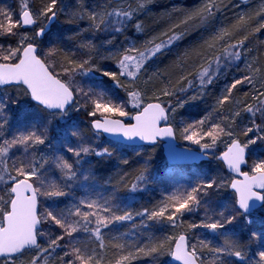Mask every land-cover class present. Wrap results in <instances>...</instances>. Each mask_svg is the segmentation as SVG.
<instances>
[{"label": "snow or ice", "instance_id": "snow-or-ice-1", "mask_svg": "<svg viewBox=\"0 0 264 264\" xmlns=\"http://www.w3.org/2000/svg\"><path fill=\"white\" fill-rule=\"evenodd\" d=\"M150 3L152 0H103V3L88 7L83 0H76V5L68 14V24L81 20L88 22V27L81 31L113 34L103 43L112 46L115 51H109L103 59L113 60L118 71L103 69L95 64L92 53L97 48L91 40L77 45L87 50L85 59H77L55 44L41 54V38L47 36L46 30L67 7L61 6V0H40V6L35 10L30 8L28 0H21L16 18L13 12L0 9V37L16 38V46L0 44V91L4 86L14 87L47 114L43 124H31L6 136L9 119L5 110L9 102L16 104L17 101L7 94L0 98V184L5 186L0 194V264H49L48 258L58 248L67 249L56 257L58 264H105L103 253L107 247L116 250L114 260L107 264H132L144 257L155 259L164 255L180 264H229L222 257L244 259L239 242L220 230L233 225L240 217L251 223L249 216L257 203L264 207V157L257 156L252 160L250 172L241 168L248 164L247 153L251 146L264 142V69L254 66V63L246 65L248 74L232 79L221 89L211 111L193 122H182L179 129L182 139L198 145L201 150L214 149L219 143H225L226 150L217 159L243 179L229 181L218 176L211 180H199L194 186L173 190L151 208L145 207L135 213L113 204L115 195L104 198L103 202L88 198L65 208L45 207L43 212L39 210V197L51 199L69 194L66 189L71 188V184L67 181L76 179L74 166L80 165L84 156L111 157L114 152L109 147L100 148L86 142L82 131L74 128L71 136L76 137L78 143L76 146L66 143L64 147L75 160L56 155L51 163L59 170L60 178L50 179L45 173V166L50 161L44 156L38 160L35 150L49 140L50 127L54 122L69 117L70 112L85 109L86 115L91 118V128L97 135L101 131L119 133L127 140L139 138L146 142H154L157 137H172L176 129L171 123L161 127V121L168 122L170 113L183 108L189 101L200 99L206 88L218 78L221 67L227 66L225 61L241 59L248 51L243 47L248 34L237 38L238 34L246 32L257 17L264 16L262 3L254 13L239 14L231 25L215 29L202 43L186 49L175 62L181 72L175 82L161 81L163 86L155 88L152 96L148 97L155 102L144 103V90L137 88L136 81L142 80L148 85L154 78L164 75L159 71L148 74L149 64L163 55L165 49L170 50L184 40L190 28L207 24L220 10L223 0H203L201 5L191 10L174 8V12L183 13L177 22L140 44L129 42L117 47L116 34H122L129 25L137 33L145 32L144 24L137 17ZM22 28H32L33 31L31 34L22 33ZM261 29H264V21L252 31L255 33ZM79 35L75 33L69 39H76ZM189 61L198 63L194 71L185 72ZM56 67L61 69L59 73ZM93 72L100 73L116 88H123L127 100L117 101L105 90L81 86L77 77ZM62 76L65 78L62 79ZM245 85L251 86V92L244 91L243 98H237L236 94ZM190 90L196 91L188 99H178L173 105L171 98ZM129 104L139 111L132 114L125 110ZM244 114H248L249 123L237 130V121ZM114 116L129 117L135 123L125 124L121 119L112 118ZM241 136L247 139L242 141ZM13 149H23V158L10 155ZM121 163L127 165L129 161L124 159ZM147 165L146 160L144 166L137 170L130 189L126 182L129 173H123L119 182L125 189L135 192L147 180ZM222 188L234 191L233 202L211 214L205 207V218L199 224L189 223L185 227L182 221L185 213H192L201 207L203 197L208 196L210 190ZM134 215L183 231L166 235L163 239L149 236L143 242L125 241V234H121L112 236L106 244L102 230L116 222L132 220ZM44 225L48 230L42 228ZM53 226L59 229L58 234L51 232ZM197 227L212 233L219 232L223 237L222 245L213 246L204 239L190 243L188 231ZM81 232L90 233V238L94 237L99 242V252L77 239ZM252 237H256L255 232ZM41 238H44V243L40 242ZM66 238L67 243H64ZM206 254H210L211 259ZM258 256L259 264H264V251H260Z\"/></svg>", "mask_w": 264, "mask_h": 264}, {"label": "trees", "instance_id": "trees-1", "mask_svg": "<svg viewBox=\"0 0 264 264\" xmlns=\"http://www.w3.org/2000/svg\"><path fill=\"white\" fill-rule=\"evenodd\" d=\"M10 1H11V9L17 12L20 11L21 0H10ZM29 1H30L28 2L30 4L29 6L32 5L33 7L34 5L31 3V0ZM5 3L6 2L4 3L0 2V9L6 11L8 10V7L5 5ZM34 3H36L37 8L40 6V0L35 1ZM202 3L203 0H152V3H150L145 9V11L139 15L140 16L139 20L145 26V32L143 33V36L146 37L147 39L151 35H155L165 30L172 23L177 22L179 18H181L183 13L174 12L173 11L174 8L191 10L201 5ZM262 3H264V0H223V4L220 6V10L216 13V15L213 18H211L207 22V24L201 27L190 28L189 34L184 38V40L177 42L176 45L171 47L170 50L165 49L163 55H160L158 58L152 61L148 66V74L159 71L161 73H164V75L161 76L159 79L154 78L153 82L148 85H145L142 80L136 81L137 88L144 90V96H145L144 103L155 102L154 100L148 99V97L152 96V93L153 91H155V88L163 86L161 81H164L165 83L168 80L175 82V80L181 74L180 69L177 68L175 62L177 61V58L186 49H188L191 46L202 43V41L206 39L208 36H210L215 29L220 27H227L231 25L232 23L235 22V19L239 14L254 13L259 9ZM72 7L73 5L71 6V8ZM71 8H66L65 13L69 14ZM66 21H67L66 16L64 17L62 15H59L52 26V29L54 30L55 34H58L59 39L62 40V42L58 44V46L64 52L74 54L75 58L83 59L81 50L80 49L77 50L76 48L71 47L69 44H66L65 42L66 40H64L66 38V27L70 25ZM261 21H264V16L257 17L255 20L252 21V25L246 30V32H242L238 34L237 38H239V36L248 34V40L245 42V45L243 46L244 48L248 49V51L241 57V59L237 61V63L233 64V66H232L233 60L225 61L224 63L227 66L221 67L218 78L215 79L213 84L209 85L206 88L205 94L200 99L195 101H189L188 103H186L182 109L179 108L175 116H173V114L170 113V120L172 121L173 127L176 129V131L174 132L175 139L179 146L184 147L183 146L184 141L181 139V135L179 134V129L182 127V122L185 123L193 122L197 119L202 118L207 112L211 111V107L214 104V100L218 95H220L221 89L227 83H230L232 79L238 78L242 74H248L245 71L247 64L254 63V66H258L264 69V29H261V31L255 33H253L252 31L254 27L259 26V23ZM132 28L133 27L129 25L128 28L122 34L131 33ZM32 31L33 29L30 30L20 29V32L22 33L23 32L32 33ZM85 37H89V36H85ZM108 38L109 37L102 35V33H97L95 34L94 37L92 35L91 37L87 38L86 41L91 40L97 47L100 41H105ZM93 53L92 55L94 62L98 67L108 70H117L115 62L113 60H107V62L104 61L103 63H98L97 61L98 59L95 57V54ZM196 63L198 62L189 61L188 65L185 68V72L194 71ZM242 66H244L243 67L244 69H241ZM56 71L57 73L60 72L58 70ZM232 73H236L237 74L236 77L232 76ZM61 78L64 79L65 77L62 76ZM77 80H82L84 81V83L85 82L88 83L89 86L86 88L89 87H93L97 89L102 88L104 90L109 91L112 95L118 98L120 97L124 101L127 100L126 91L123 88H116V86L111 81H108L107 78L100 75V73L93 72L90 73L88 76H78ZM122 80L125 83H127V80L125 78H122ZM257 87H259V84H257ZM4 91H7L9 94L15 95L16 89L12 87V88H6L4 89ZM194 91L196 90H190L189 92L184 94L177 93L175 97L171 98L173 105H175L178 99H188V97L193 95ZM244 91L251 92V86L248 85L243 86L240 92L236 94V97L243 98ZM162 99H167V98H162ZM17 100L19 102H23L29 109H32L35 112H37L39 117L42 118L41 119L42 122L47 117L46 112L41 111L39 107L30 103L28 96H23V98L21 99L18 97ZM15 105L17 104H11V109H10V113L13 116L14 120H12V122H9V124L6 126L5 129V131H7V133H9L10 136L18 129L24 128V127L20 128V124L22 125L23 123L21 121V113L23 115V112L19 111L15 107ZM128 111H130L132 114H135L137 112V111L135 112V110H132L130 108ZM90 120L91 118H89L86 115V110L85 112H83V110H80L79 112H75V111L70 112L69 117H65L62 120L54 122L53 125L50 127L49 140L46 141L45 145H41L35 150L36 158L38 159L41 156H44L51 162L53 155L54 156L64 155L66 158H69L70 161L75 160V157H72L71 153H68L66 150H64V152H61L59 148H56V145L58 143L62 145L64 143H68L71 146H76V144L78 143L77 138L71 136V131L74 128H78L82 131L86 142L93 143L94 138L99 137L100 141L102 142V147H109L110 149H114L113 155L111 157L108 156L98 157L95 155L84 156L82 158L81 164L85 163V165L83 166L91 174L92 176L91 181L95 185L98 191L100 190L107 191L108 189L112 188L114 192L121 197L122 201H124L125 203L129 201L125 210H131L133 213L140 211L145 207L151 208L153 204H156L158 201L161 200V196H164L163 194L165 192V189H167L166 181L172 180L169 174H174L180 171L189 172L195 169L198 170L199 166L207 165L210 161L209 155L206 154L209 157L206 163H202L197 166L185 167V168L170 167L165 163L161 154V149L158 147V144L150 148L147 147L136 148V147H124L107 141L104 142L105 139L101 135L94 134L91 131L89 126ZM248 123H249L248 114H244L242 118L238 119L237 125L235 127L237 128V130H239L240 128L244 127L245 124ZM65 129H67L66 136H65ZM240 138L243 141V136H241ZM225 140H227V138H225ZM224 149H226L225 143H223V145H217L216 148L211 149V151L213 152L212 154H214V156L212 157L215 159L214 163H216V165H218L222 169L223 167L216 160V157ZM254 154L259 157H264V142H258L256 145L251 146L250 150L247 153L248 164L246 165L244 171L247 172L250 171L251 162L253 160ZM10 155H13L15 157H20L22 159L23 149H19V150L13 149ZM84 158L86 160H84ZM124 159H127L129 161L127 165L121 163V161ZM146 160L148 161L147 166L149 169L148 172L146 173V176L147 177L150 176L149 174H151L152 172V174H154L155 176L160 177L158 179V182L155 180H151L149 177V179L147 178V180L135 192L125 189L123 183L119 182L120 176L123 175V173L125 172L129 173V176L126 178V182L128 183V188L130 189L131 182H133L134 177L137 174V170L144 166ZM45 167L48 168V165H46ZM57 173L58 172L56 170L54 172L52 171L48 172L47 170L46 174L48 175V177L55 179L57 178ZM4 187L5 186L3 184H0V194H2V189ZM223 193L225 197L223 198L224 200L227 198V195L231 194L227 188L223 190ZM223 193L222 192L218 193V195H222ZM42 199H43L42 196L39 197V205H38L39 210H41L40 206H42L41 204ZM228 200L231 201L232 203L234 200V196L233 195L230 196V199ZM204 201L207 202L208 200H204ZM51 204H55L56 206L60 204V200L59 199L55 200L54 198L52 199ZM212 210L218 211L217 208H214ZM202 213H203V209L197 208L194 211V213L185 214L184 217H182V221L184 222L185 227L189 223H196V221L201 217L205 218V215H202ZM249 218L252 221V226L249 227V231L240 232V234L237 237L238 238L237 241L239 242L241 251L244 253V256L246 255L244 250L248 251V249L249 250L252 249V253L256 255L255 254L256 250L253 249V245L256 243L257 239L264 240V207H262L257 211L252 212ZM142 220L144 221L143 224H142ZM42 228L46 230L44 226H42ZM172 229L173 228L171 227V225H168L166 223H156L154 221H147L146 218L134 215L132 220L116 222L115 226L111 225L108 229H103L102 234L105 236V242L107 244V242L111 239L112 236H120L121 234H125L123 236V239L125 241L143 242L147 240L149 236L163 239L166 235H173L176 234L177 232L183 231V229H173V230ZM231 230L233 231L232 228ZM237 230L242 231L240 227L236 228V230L234 231ZM189 232L190 231H188V234ZM253 232L256 233L255 238L252 237ZM220 237L223 240V237L221 235ZM77 239H80L88 243L89 247H95L98 252L100 251L99 242L95 241L94 237L90 238V233L84 234L83 232H81L77 235ZM66 250L67 249H60V248L56 249L55 253H53L52 256L48 258L49 264H53V262L56 261V257L62 255L63 251ZM115 253L116 250L112 249L111 247H107L104 250L103 255L105 257V264H107L108 261L114 260ZM158 257H156L155 259L153 257H144L133 261L132 264H150L151 262L155 263L157 260H159ZM222 259L228 261L229 264H239L238 259H236L235 257H222ZM56 264H58V261H56Z\"/></svg>", "mask_w": 264, "mask_h": 264}, {"label": "rangeland", "instance_id": "rangeland-1", "mask_svg": "<svg viewBox=\"0 0 264 264\" xmlns=\"http://www.w3.org/2000/svg\"><path fill=\"white\" fill-rule=\"evenodd\" d=\"M35 1H38V0H31V3L35 6V7L34 6L32 7V5L30 6V8L33 10L37 9V7H36L37 5H36V3H34ZM0 2L1 3L6 2L5 5L8 7V10H6V12H13L15 14L14 18L18 17L20 11L17 12L15 10L11 9V1L10 0H0ZM28 2H30V1L28 0ZM83 3L88 7H92L94 4L103 3V0H83ZM72 5H73V7L76 5V0H61V6H67V7H65V9L71 8ZM65 9L59 15H62L64 17L66 16L68 19V13H65ZM139 17L140 16H138L137 18L139 19ZM52 26H53V24H51L49 29L46 30L47 36L44 38H41V44H40L41 54H43V50H46L48 47H51L53 44L58 45L62 42V40L59 39V35L55 34L54 30L52 29ZM87 27H88V22L86 20H81V21H78L75 23H71L68 27H66V38L64 39V40H66L65 41L66 44H69L71 47L76 48L77 50L80 49L77 47V45L81 41H86V39L91 37L92 35H93V37L95 36V34H93L92 31H81L82 29H86ZM28 33L31 34V32H28ZM75 33H80V35L76 39H69V37L73 36ZM102 35L111 38V36L113 34L102 33ZM85 36H89V37H85ZM145 39H146V37H144L143 34L137 33L134 30V28H132L131 33H128V34L125 33V34H121V35L116 34L115 43H116L117 47H123L129 42H135L136 44H140ZM103 42L104 41H100L98 43V46L96 47L97 51L93 53V54H95V57L98 59L97 60L98 63H103L104 61L107 62L108 59H103V57H106L108 55L109 51H115V49L112 46L106 45ZM0 44H4L5 47H7L9 44H11L12 46H16V38L0 37ZM80 50H81V53L83 55L82 58L83 59L87 58V56H88L87 50H84V49H80ZM58 63H59V61H58ZM235 63H237V61L233 60L232 66ZM243 67L244 66H242L241 69H244ZM56 70L61 71V69L59 67H56ZM236 75H237L236 73H232V76L236 77ZM78 81L80 82L81 86H83L85 89H87L86 87L89 86L88 83H86V82L84 83V81H82V80H78ZM4 89H6V88H4ZM4 89L2 91H0V98H2L5 94H7L8 96L11 97V99H15L17 101V103H16L17 105H15V107L19 111L23 112V115L21 113V121L23 123H22V125L20 124V128L30 126L31 124H36L39 126L46 121L47 117L42 122V120H41L42 118L39 117L37 112H35L32 109H29L23 102H19L17 100L18 97L20 99L23 98L24 95L22 93H19L16 90L15 95H13V94H9L7 91H4ZM97 90H104V89L98 88ZM105 91H107V90H105ZM107 92L109 93V95L113 96L117 101H124L120 97L118 98V97L112 95L109 91H107ZM129 108L132 110H135V112L139 111V109L132 108V106L130 104L127 105L125 110L128 111ZM10 109H11V103L9 102L7 104V108L5 110V115H6V117H8L9 122H12V120H14V118L10 113ZM81 110H83V112H85V109H81ZM178 110H179V108H177V111ZM177 111L175 113H172L173 116L176 115ZM112 118L121 119L125 124H129L131 122V119L129 117L114 116ZM167 123L172 124V121L169 120L168 122H165V124H167ZM5 135L10 136V134L7 133V131H5ZM181 139H182V137H181ZM245 139H247V138L243 137V140H245ZM182 140L184 141L183 142L184 147H186V148L192 147L191 149H194V150L199 151V152L204 153V154H208L210 157V161L207 165L199 166L198 170L195 169V170L189 171V172L188 171H180V172H176L174 174H169V176L172 178V180L166 181L167 182V185H166L167 189H165V192L163 194L164 196H161V200L167 194L171 193L173 190H176L178 188H187V187L194 186L196 183L199 182V180H211L212 178L218 177V176L224 177L229 181L231 180L230 176H228L225 173L224 169L220 168L218 165H216V163H214L215 159L212 158L214 156V154H212L213 152L211 151V149L201 150L198 145L191 144L189 141H186L184 139H182ZM104 142H106V140ZM65 144L66 143H64L62 145V144L58 143L56 145V148H59L61 150V152H64V150H66L64 147ZM92 144H93V146L99 145L100 148H103L102 142L100 141L99 137L94 138V142ZM218 145H223V143H219ZM158 147L160 148V144H158ZM138 154H139V152H138ZM55 156L53 155L52 159ZM256 157H257V155L254 154L253 159H255ZM22 158H23V156H22ZM39 159L40 158H38V160ZM84 160H86V159L84 158ZM83 165H85V163L74 166L75 170L77 172V176H76L75 180L67 181V183L71 184V188H67V190H66L69 194L65 197L55 198V200H57V199L60 200V204L55 206V204H51V201L54 198L49 199V198L42 196L43 197V199L41 201L42 206H40L41 212H43L45 207H60V208L69 207L74 203H78L80 199L95 198V199H100L101 202H103L104 198H107V197H110L113 195H115V197H116V199H115L116 201H113V204H116L119 207L121 205L120 208L126 209L129 201L127 203L122 201L121 197L117 193H115L112 188L108 189L107 191H103V190L98 191L96 189L95 185L91 181V177H92L91 174L86 170V168ZM47 170H48V172L49 171L54 172L56 170L58 173H57V178H55V179L59 180L60 173H59V170H57L55 168L54 164H52L50 162L48 164V168L45 167V173H47ZM149 175L150 176L147 177L148 179L150 177L151 180H155L158 182V179L160 177L155 176L154 174H152V172ZM86 176L88 177L87 179H85ZM49 178L53 179L51 177H49ZM86 181H87V183H86ZM92 185H94V186H92ZM87 188H88V190H87ZM164 188H166V187H164ZM223 190H225V188H222L219 190H210V194L208 196L203 197V201L204 200H208V201L207 202L204 201L202 206L199 207V208L203 209L202 215H205V210H204L205 207L208 208L209 214H211L212 213L211 211H213L212 209L217 208L219 211L222 206L231 203V201H229L228 199H230V196H232L233 194L230 192L232 195L231 194L227 195L228 199L226 198L224 200L223 198H225V197H224ZM221 192L223 194L218 195V193H221ZM89 194H91V195H89ZM60 198H62V199H60ZM64 198H65V200H64ZM216 200H219V201H216ZM212 202H214V203H212ZM192 213H194V212H192ZM117 214H119V212ZM185 214H190V213H185ZM203 219H204L203 217L199 218L196 221V224H199L200 221ZM249 220H251V219L249 218ZM114 226H115V224H114ZM250 226H252V222L248 223L245 221V219L243 217H240L237 222H235L233 225L227 226L225 229L220 230V232L224 231V233L226 235H229L232 238L238 240L237 237L240 234V232H248ZM238 227H240L242 231H238V230L234 231ZM44 228H46V230H48L47 225H44ZM54 228H55L54 226L51 228V232L53 233V235H55L56 233H59V229H54ZM231 228L233 229V231L231 230ZM190 232L188 234L190 243L196 242V240H198V239H204V240H207L208 242H210L213 246H221L222 245L221 242L223 240L221 239L219 232L218 233H212L208 229H205L202 227H197V228L191 229ZM84 234H88V233H84ZM249 241H251V240H249ZM40 242L44 243V238H41ZM64 243H67V238L64 241ZM253 249L256 250V253H255L256 255H254L252 253V249L251 250L248 249V251L244 250L246 255L244 256L243 260H238V263L239 264H259L258 253L260 251H264V240L257 239L256 243L253 245ZM206 255L208 256V259H211L210 254H206ZM166 258H167V260H166ZM169 258H170V256H169ZM158 259L159 260H157L155 263L151 262L150 264H172L170 262V260L168 259L167 255L166 256H159Z\"/></svg>", "mask_w": 264, "mask_h": 264}, {"label": "water", "instance_id": "water-1", "mask_svg": "<svg viewBox=\"0 0 264 264\" xmlns=\"http://www.w3.org/2000/svg\"><path fill=\"white\" fill-rule=\"evenodd\" d=\"M30 29H32V28H22V30H30ZM4 88H11V87L4 86ZM28 98L32 104L37 106L35 104V102L31 100L30 97H28ZM150 103H152V102H150ZM37 107H39V106H37ZM130 123H135V121L131 120ZM89 126H90L91 131L94 134H96L95 130H93L91 128L90 123H89ZM160 126L161 127L166 126L165 121H161ZM98 135H101L106 141H108L110 143L120 145V146H124V147H136V148L137 147H147V148H150V147L156 146L157 144H160L162 157H163L165 163L171 167L181 168V167L197 166V165H200L202 163H206L209 159L208 155H206L204 153H201V152L196 151V150L191 149V148L179 146L176 139H175V135H173L172 137H157L154 142L141 141V140H139V138H133L132 140H127L119 133H104L101 131ZM221 153H219L217 157H219ZM217 157H216V160L223 166L225 172L232 179L233 178L243 179V177L240 176L239 174H236V173L229 171V169L224 164V162L222 160L217 159ZM245 167H246V165L241 166L242 171H244ZM228 190L234 195V191L231 188H228ZM261 207L262 206H260L257 203V207L255 209H253L251 212L259 210ZM169 260L172 264H180L179 261H175L171 257L169 258Z\"/></svg>", "mask_w": 264, "mask_h": 264}]
</instances>
